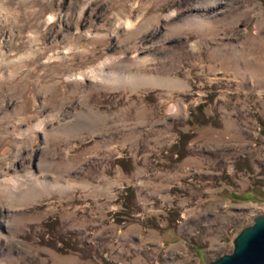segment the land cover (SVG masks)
<instances>
[{
  "label": "rangeland",
  "instance_id": "1",
  "mask_svg": "<svg viewBox=\"0 0 264 264\" xmlns=\"http://www.w3.org/2000/svg\"><path fill=\"white\" fill-rule=\"evenodd\" d=\"M259 215L264 0H0V264H206Z\"/></svg>",
  "mask_w": 264,
  "mask_h": 264
},
{
  "label": "water",
  "instance_id": "2",
  "mask_svg": "<svg viewBox=\"0 0 264 264\" xmlns=\"http://www.w3.org/2000/svg\"><path fill=\"white\" fill-rule=\"evenodd\" d=\"M232 251L206 264H264V215L256 216L233 239Z\"/></svg>",
  "mask_w": 264,
  "mask_h": 264
},
{
  "label": "crops",
  "instance_id": "3",
  "mask_svg": "<svg viewBox=\"0 0 264 264\" xmlns=\"http://www.w3.org/2000/svg\"><path fill=\"white\" fill-rule=\"evenodd\" d=\"M124 193H125L124 199H126L127 197H129V199L132 198V193H130V189H126ZM167 228H165L164 230H169L170 231V229H172L170 225H167ZM196 249L198 251H200L199 247H196ZM186 251H187V249L184 248V250H182V253H181L183 256H185V259L188 257L187 256L188 253Z\"/></svg>",
  "mask_w": 264,
  "mask_h": 264
},
{
  "label": "trees",
  "instance_id": "4",
  "mask_svg": "<svg viewBox=\"0 0 264 264\" xmlns=\"http://www.w3.org/2000/svg\"><path fill=\"white\" fill-rule=\"evenodd\" d=\"M192 118H194V116H191Z\"/></svg>",
  "mask_w": 264,
  "mask_h": 264
},
{
  "label": "bare ground",
  "instance_id": "5",
  "mask_svg": "<svg viewBox=\"0 0 264 264\" xmlns=\"http://www.w3.org/2000/svg\"><path fill=\"white\" fill-rule=\"evenodd\" d=\"M128 24H130L129 21H128Z\"/></svg>",
  "mask_w": 264,
  "mask_h": 264
}]
</instances>
